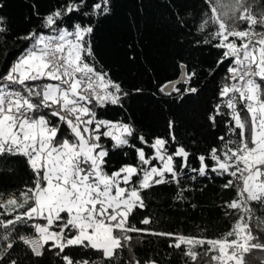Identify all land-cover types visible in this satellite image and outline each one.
<instances>
[{"label":"snow or ice","instance_id":"obj_1","mask_svg":"<svg viewBox=\"0 0 264 264\" xmlns=\"http://www.w3.org/2000/svg\"><path fill=\"white\" fill-rule=\"evenodd\" d=\"M205 3L210 15L198 30L209 22L215 30L203 43L222 50L217 67L229 62L219 102L207 119L213 128L218 117L228 119L226 134L217 137L221 144L197 155L194 167L193 153L176 143L174 120L168 121L167 137L149 142L133 123L98 116L108 106L123 109L126 100L144 91L126 89L97 60L92 19L109 16L112 0H57L47 13L32 0L31 17L39 19L38 28L16 37L27 46L0 70V163L23 158L34 179L18 196L0 195V264H38L46 251L62 264H120L125 249L130 256L124 264H159L133 253V240L143 242L148 235L168 238L169 248L182 250L185 264H201L205 257L206 264H249L246 255L264 251V240L250 226L251 202L264 206V31H257V26L264 29V7L257 10L255 0ZM4 6L0 0V13ZM83 18L89 19L85 23ZM241 22L247 27L240 29ZM9 33L7 17L0 14V40ZM178 68L177 78L158 85L153 95L182 102L199 93L195 68L183 62ZM102 138L113 142L112 149H134L136 163L109 173L110 151ZM210 174L231 177L223 187L236 190V198L223 207L234 210L238 219L221 237L157 232L129 223L135 210L147 208L145 190L175 185V199L183 201L191 190L184 181L209 179ZM140 223L147 226L152 219ZM27 228L31 235L20 231ZM20 245L22 255L15 251ZM73 248L93 250L99 259H74L66 251Z\"/></svg>","mask_w":264,"mask_h":264},{"label":"trees","instance_id":"obj_2","mask_svg":"<svg viewBox=\"0 0 264 264\" xmlns=\"http://www.w3.org/2000/svg\"><path fill=\"white\" fill-rule=\"evenodd\" d=\"M3 2L5 6L0 14L7 17L10 33L0 40V70L6 68L27 46L26 41L16 37L38 28L40 23L38 18L31 17L29 4L32 0ZM35 2L41 13H47L56 6L57 0ZM255 3L257 10L264 7L260 0H255ZM112 4V13L109 16L92 19V41L97 60L126 89L139 87L144 91L126 100L123 109L108 106L99 109L98 116L133 123L137 133L143 134L149 142L154 137H167L168 121L174 120L176 143L183 144L193 153L190 163L194 167L198 166L195 159L197 155L207 154L211 147L221 144L217 137L226 134L225 122L228 119L227 116L218 117L215 128L207 119L219 102L218 89L225 82L229 66V62H225L217 67L222 50L203 43L204 39H210L209 33L215 30V26L209 22L204 31L198 30L199 23L210 15V5L205 0H112ZM27 17L31 19H26ZM88 19L83 18V22L86 23ZM239 27L244 29L247 25L241 22ZM196 41L201 43L197 44ZM130 56L135 59H129ZM181 62L187 64L189 70L195 68V85L199 87V93L188 96L182 102L159 94L153 95L158 85L177 78L180 72L178 64ZM102 142L110 151L106 168L109 173L124 164L136 163L134 149H112L113 142L108 138H102ZM131 142L137 147H145L146 154L152 155V150L141 145L138 140ZM170 150H174V146H170ZM125 152L127 155H124ZM230 178L210 174L209 179L185 180L184 183L190 185L191 190L185 193L186 199L183 201L175 199V185H160L145 190L142 195L147 208L135 210L129 217V223L137 227H149L157 232L219 238L231 230L238 219L234 210L223 207L225 201L230 202L236 198L234 188L223 187ZM33 179V174L23 158L8 159L0 163V195L4 199L12 194L18 196L26 186H33ZM252 205L254 207L256 203L252 202ZM226 211L230 215H225ZM145 217H151L150 225L140 223ZM20 231L25 235L33 232L30 228ZM169 242L166 237L148 235L143 238V242L134 239L132 249L135 256L142 261L154 258L159 264H185L182 250L169 248ZM24 250V246L20 245L15 251L22 255ZM196 250L203 251L199 247ZM66 251L74 259L97 260L100 255L83 248ZM129 256L127 249L121 252L120 264H124ZM248 261L249 264L260 263V260L252 256ZM38 264L62 262L53 251H46L39 258Z\"/></svg>","mask_w":264,"mask_h":264},{"label":"rangeland","instance_id":"obj_3","mask_svg":"<svg viewBox=\"0 0 264 264\" xmlns=\"http://www.w3.org/2000/svg\"><path fill=\"white\" fill-rule=\"evenodd\" d=\"M257 31H264V29L257 26ZM239 43V41H237ZM256 205L253 207L251 202V207L253 209V218L250 221V226L253 228V232L255 235L259 236L262 240H264V206L259 205L255 202ZM253 257L256 260H260L259 264L264 262V251L254 250L253 255H246V259L249 257ZM207 257L204 258L202 264H206Z\"/></svg>","mask_w":264,"mask_h":264},{"label":"crops","instance_id":"obj_4","mask_svg":"<svg viewBox=\"0 0 264 264\" xmlns=\"http://www.w3.org/2000/svg\"><path fill=\"white\" fill-rule=\"evenodd\" d=\"M123 186V185H122Z\"/></svg>","mask_w":264,"mask_h":264}]
</instances>
